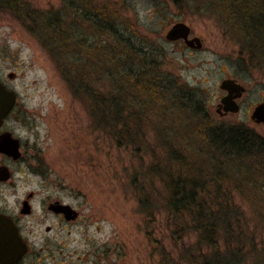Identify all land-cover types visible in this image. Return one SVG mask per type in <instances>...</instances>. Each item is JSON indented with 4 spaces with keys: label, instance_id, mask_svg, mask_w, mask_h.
<instances>
[{
    "label": "rangeland",
    "instance_id": "rangeland-1",
    "mask_svg": "<svg viewBox=\"0 0 264 264\" xmlns=\"http://www.w3.org/2000/svg\"><path fill=\"white\" fill-rule=\"evenodd\" d=\"M31 1L39 11L33 16L35 22L29 24L32 30L41 15L59 10L64 2ZM101 1L122 7V18L136 28V45L142 44L147 57L156 58L160 71L176 80L177 88L186 85L197 91L207 116L219 125H243L264 137V125L249 118L264 101V58L247 48L238 23L231 28L204 0ZM3 18L0 75L18 95L8 124L24 144V160L12 165V183L0 186V203L31 245L32 255L24 264H169L168 258L159 255L161 242L173 249L167 231L166 191L162 181L150 173L154 156L161 158L165 167L161 141L149 142L154 152L144 148L136 153L137 149L118 147L96 130L89 110L74 98L39 38L11 15ZM179 22L188 24L193 36L203 38L201 50L165 40L166 31ZM89 27L86 23L85 32ZM10 74H15L11 80ZM229 78L243 83L248 92L239 100V113L221 117L217 106L226 92L220 84ZM165 113L172 118L165 121L167 127L193 126L201 121L200 116L179 108ZM145 128L154 131L146 123ZM170 145L178 147L176 142ZM31 193L36 197L34 213L23 215L22 201ZM238 194L233 193L235 204L250 228L255 223L264 228V218L253 221L261 209ZM144 195L151 207L154 203L149 214L142 205ZM55 200L71 205L79 218L67 223L50 213L46 203ZM258 233L259 249L264 252V232Z\"/></svg>",
    "mask_w": 264,
    "mask_h": 264
},
{
    "label": "trees",
    "instance_id": "trees-1",
    "mask_svg": "<svg viewBox=\"0 0 264 264\" xmlns=\"http://www.w3.org/2000/svg\"><path fill=\"white\" fill-rule=\"evenodd\" d=\"M204 2L224 23H238L247 48L264 58V0ZM118 6L101 0L97 5L94 0H64L59 10L41 15L29 32L48 51L74 98L89 110L96 130L136 153L144 148L154 152L149 142L161 141L165 167L154 156L150 173L166 191L173 249L161 242L163 260L264 264L258 233L264 228L260 223L250 228L233 196L239 192L261 209L253 221L264 218V137L243 125H219L207 116L199 93L186 85L177 88L176 80L160 71L156 58L147 57L142 44L136 45V28L122 18ZM86 23L90 27L85 32ZM89 34L93 36L87 38ZM86 59V64L78 65ZM158 93L163 97L157 98ZM176 108L201 121L167 127L165 121L172 118L165 111ZM145 123L155 132L146 131ZM173 142L178 147H171ZM148 198L144 195L142 201L147 214L154 206Z\"/></svg>",
    "mask_w": 264,
    "mask_h": 264
},
{
    "label": "water",
    "instance_id": "water-1",
    "mask_svg": "<svg viewBox=\"0 0 264 264\" xmlns=\"http://www.w3.org/2000/svg\"><path fill=\"white\" fill-rule=\"evenodd\" d=\"M190 34L191 27L184 22H179L166 31L165 40L170 43L183 40L189 49L201 50L203 47L201 39L199 37L190 38ZM220 89L227 92V95L221 99L218 107H222L226 114L239 113L238 100L242 98L246 88L233 79H224L220 84ZM16 103V92L6 89L0 82V128ZM252 120L257 124H264V104H260L255 108ZM0 153L18 160L21 157L19 141L13 139L10 133L2 134L0 136ZM10 178L11 172L9 169L0 167V181H8ZM50 208L55 213L63 214L67 221H75L79 217V212L68 204L55 202ZM22 213H30L28 201L24 202ZM27 250V244L11 218L0 214V264H14L27 253Z\"/></svg>",
    "mask_w": 264,
    "mask_h": 264
},
{
    "label": "flooded vegetation",
    "instance_id": "flooded-vegetation-1",
    "mask_svg": "<svg viewBox=\"0 0 264 264\" xmlns=\"http://www.w3.org/2000/svg\"><path fill=\"white\" fill-rule=\"evenodd\" d=\"M32 1L31 0H0V27H2L3 23H1L2 20H5L3 18L4 15H11V17H13L12 19L15 20V22L19 23L21 25V27H24L25 29H27L28 31L30 30V25H32V17L36 14L39 13V11L37 10H34L33 9V5L31 3ZM24 21V23H23ZM32 22V23H31ZM231 28H232V24H230ZM1 34V32H0ZM197 36H193L192 35V29H191V34H190V38H195ZM201 39V42H202V45H203V38L202 37H199ZM174 43H179V44H184L185 45V42L183 40H179L177 42H174ZM186 46V45H185ZM187 47V46H186ZM203 48V47H202ZM189 49V48H188ZM192 50V49H190ZM193 51H199V50H193ZM15 77V74H10L8 75V79L11 80ZM229 79H233L235 81H237L238 83L242 84L245 88H246V92L243 94V96L248 92V88L241 82H239L237 79L235 78H229ZM0 82L6 87V89L8 90H11V91H14L11 86H9L7 84V81L5 79H2L1 75H0ZM16 92V91H15ZM227 95V92L224 96ZM18 96V95H17ZM223 96V97H224ZM242 96V97H243ZM222 97V98H223ZM242 99V98H241ZM240 100V99H239ZM238 100V104L240 106V109H241V101ZM260 104H264V101L258 103L256 105V107ZM18 105V101L15 105V107L13 108V110L9 113V115L4 119V122H3V125L2 127L0 128V136L2 134H5V133H10L12 138L15 139V140H18L19 141V145H20V152H21V157L18 159V160H15L13 157H10L6 154H3V153H0V167H7L9 169V171L11 172V178H12V165L13 164H16V163H21L23 160H24V154H23V151H22V148L24 147V144L21 140V138L15 133L14 129L9 126L8 122L10 120V117L13 116L15 110H16V107ZM219 105V104H218ZM255 107V108H256ZM254 108V110H255ZM254 112V111H253ZM252 112V114H253ZM217 113L221 116V117H226V116H229V115H233L231 113H224V109L221 107L219 108L217 106ZM252 114L250 113L249 115V118L250 120L256 124V125H259V126H263L264 124H257L255 123L253 120H252ZM3 159H5L7 162H4ZM11 178L10 180L8 181H0V186L1 185H6V184H11L12 181H11ZM35 195L33 193L29 194L27 199L26 200H23L22 201V207H24V202L25 201H28V204H29V208H30V213L28 214H25V213H22L23 215H27V216H31L33 215L34 213V207H33V202L35 200ZM55 202H61L63 204H67V203H64L60 200H55V201H50L48 203H46V207L48 209V211L52 214H55L57 217L61 218L62 221L64 222H67V223H72L74 221H67L65 216L63 214H60V213H55L53 210H51V205L54 204ZM69 205V204H68ZM23 209V208H22ZM0 214L2 215H6L8 216L9 218H11V220L13 221V223L15 224V226L18 228L24 242L27 244V247H28V250H27V253L20 259L18 260L17 262H15L14 264H24L25 261L30 257V255H32V248H31V245L29 244L28 242V239L25 238L23 236V234L21 233V230L15 220V218L13 216H11L10 214L7 213V211L5 210V206L3 204L0 203ZM80 215V213H79ZM79 218V217H78Z\"/></svg>",
    "mask_w": 264,
    "mask_h": 264
}]
</instances>
